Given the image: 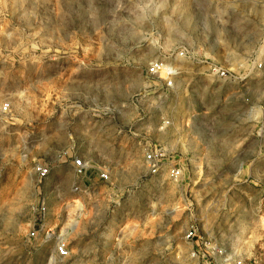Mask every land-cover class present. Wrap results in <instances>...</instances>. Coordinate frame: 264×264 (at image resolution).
<instances>
[{
  "label": "rangeland",
  "instance_id": "374dc122",
  "mask_svg": "<svg viewBox=\"0 0 264 264\" xmlns=\"http://www.w3.org/2000/svg\"><path fill=\"white\" fill-rule=\"evenodd\" d=\"M263 51L264 0H0V264H264ZM74 158L132 200L75 191Z\"/></svg>",
  "mask_w": 264,
  "mask_h": 264
},
{
  "label": "built area",
  "instance_id": "2783aa9c",
  "mask_svg": "<svg viewBox=\"0 0 264 264\" xmlns=\"http://www.w3.org/2000/svg\"><path fill=\"white\" fill-rule=\"evenodd\" d=\"M262 55L264 56V51L262 52ZM257 68L258 69H263L264 68V62H259L257 64ZM164 71V65L162 62L160 61H154L152 62L148 69H147V74L150 77H155L157 75H159L160 73H162ZM217 74H219L221 77L226 78L227 74L225 71H221V70H217L216 71ZM165 87L167 89H171L173 87V82L171 80H169L166 84ZM9 104H4L1 108V112L2 113H7L9 111ZM169 124V123H166ZM166 162V151L163 148L160 149H153L148 151L145 154V164L149 170V172L152 175H158L160 170L164 167ZM73 164V168H74V173L78 178H84L86 177L88 171L90 170H94V171H98L100 178L105 181L108 182L109 181V172L105 169L102 168H98V167H94L92 165H90L89 163L85 162L84 160L80 159V158H74L72 161ZM50 168L48 166L45 165H38L35 169V173L37 174L38 178L40 181L45 180L49 175H50ZM169 176L172 178V180H174L175 182L178 181V179L181 176V170L180 168H177L175 166L169 168ZM80 188H76L75 191H79ZM42 214L45 215L46 214V209L45 207L42 208ZM45 237L46 239H50L52 237V232L50 231H44ZM30 236L32 238L36 237V233L32 232L30 234ZM197 237V229L192 227L190 228V230L188 231L187 235H186V240L188 242L191 243H195L196 246H202L204 250L209 251V253L212 256H222L223 252L216 246H213L211 244H208L206 242H199V240H196ZM199 253V254H198ZM201 253L198 251H193L192 252V256L193 257H199ZM203 258H205L206 253H202L201 254ZM208 255V254H207ZM68 257V247L65 243H58L55 247V258L58 259H65ZM228 263V260L225 259L223 260V264ZM236 264H243L241 261L237 262Z\"/></svg>",
  "mask_w": 264,
  "mask_h": 264
},
{
  "label": "crops",
  "instance_id": "0c3cea01",
  "mask_svg": "<svg viewBox=\"0 0 264 264\" xmlns=\"http://www.w3.org/2000/svg\"><path fill=\"white\" fill-rule=\"evenodd\" d=\"M143 159L145 162V155ZM173 166H175L174 161L172 163V161L169 158H167L163 169L166 170L169 175V168ZM147 171L149 172L148 168ZM80 181H81L80 189L84 194L83 196H85L86 198L96 197L97 199L102 198L103 200H110L114 203L115 206L113 208L115 210H120L119 208H121L122 203L125 204L126 201L129 202L130 200H132L131 197H133V194L130 192L126 193L123 191L124 189L120 187L121 182L118 179H115L112 171L109 172L108 182L103 181L100 178L98 171H94V170L88 171L86 177L81 178ZM131 212L134 213L136 211L133 208L128 211L127 215H129V213ZM124 234L125 232L122 234V236ZM119 235H121V232H119ZM121 238L123 239V237Z\"/></svg>",
  "mask_w": 264,
  "mask_h": 264
}]
</instances>
